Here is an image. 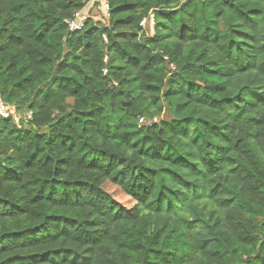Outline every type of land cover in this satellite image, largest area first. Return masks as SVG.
Masks as SVG:
<instances>
[{"label":"trees","instance_id":"16d2710c","mask_svg":"<svg viewBox=\"0 0 264 264\" xmlns=\"http://www.w3.org/2000/svg\"><path fill=\"white\" fill-rule=\"evenodd\" d=\"M0 98V264H264V0H0Z\"/></svg>","mask_w":264,"mask_h":264},{"label":"built area","instance_id":"2783aa9c","mask_svg":"<svg viewBox=\"0 0 264 264\" xmlns=\"http://www.w3.org/2000/svg\"><path fill=\"white\" fill-rule=\"evenodd\" d=\"M150 21L151 24H153V16L150 17ZM68 25L71 32L78 31L83 28L84 20L83 18L80 17L79 14H76L74 20L70 21ZM145 25H146L145 21H142L140 23V26H145ZM11 116H14L12 109H10V107H8V105H6L0 98V118L8 119ZM139 124H144V120L140 119Z\"/></svg>","mask_w":264,"mask_h":264},{"label":"rangeland","instance_id":"374dc122","mask_svg":"<svg viewBox=\"0 0 264 264\" xmlns=\"http://www.w3.org/2000/svg\"><path fill=\"white\" fill-rule=\"evenodd\" d=\"M105 9H106V6L104 5L103 6ZM89 16L93 19V20H95V21H97V20H101V16H102V13H101V11H100V7H99V5L98 6H94V7H92V9L90 10V14H89ZM50 87H44V88H42L41 89V95H44L47 91H48V89H49ZM13 112H14V110H12ZM14 117H16V118H19L18 116H17V114L15 115V112H14ZM105 189L106 190H108L109 192H114V194H115V196H116V199L118 200V201H120V202H124V200L126 201V199H125V197H124V195L123 194H121L120 192H118L117 190H114L110 185H105Z\"/></svg>","mask_w":264,"mask_h":264}]
</instances>
